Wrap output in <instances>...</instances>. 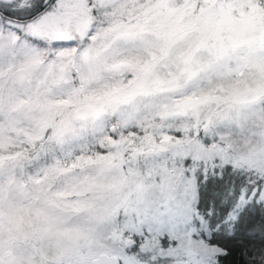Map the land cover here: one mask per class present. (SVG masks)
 <instances>
[{
	"label": "snow or ice",
	"instance_id": "6c2138e0",
	"mask_svg": "<svg viewBox=\"0 0 264 264\" xmlns=\"http://www.w3.org/2000/svg\"><path fill=\"white\" fill-rule=\"evenodd\" d=\"M221 237L264 264V0H0V264H224Z\"/></svg>",
	"mask_w": 264,
	"mask_h": 264
},
{
	"label": "trees",
	"instance_id": "16d2710c",
	"mask_svg": "<svg viewBox=\"0 0 264 264\" xmlns=\"http://www.w3.org/2000/svg\"><path fill=\"white\" fill-rule=\"evenodd\" d=\"M223 183V181L217 182V184ZM213 181H209L207 191L203 193L205 206H211L213 202ZM219 242L222 246L227 247L230 250L228 258L224 261V264H248V258L245 255L244 240H229L223 237L219 238ZM248 248H251V244H247Z\"/></svg>",
	"mask_w": 264,
	"mask_h": 264
}]
</instances>
